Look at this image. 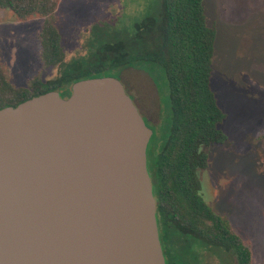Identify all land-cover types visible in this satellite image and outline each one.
Listing matches in <instances>:
<instances>
[{"label": "water", "instance_id": "1", "mask_svg": "<svg viewBox=\"0 0 264 264\" xmlns=\"http://www.w3.org/2000/svg\"><path fill=\"white\" fill-rule=\"evenodd\" d=\"M0 110V264H166L154 134L120 79Z\"/></svg>", "mask_w": 264, "mask_h": 264}, {"label": "trees", "instance_id": "2", "mask_svg": "<svg viewBox=\"0 0 264 264\" xmlns=\"http://www.w3.org/2000/svg\"><path fill=\"white\" fill-rule=\"evenodd\" d=\"M204 2L159 0L157 13L136 23L133 33L95 24L92 49L67 62L64 38L56 25V0H0V8L21 20L44 18L39 34L43 63L46 68L62 67L51 80L36 78L28 87L15 88L0 65V110L50 92L67 99L75 83L115 77V72L119 75L137 65L160 68L169 90L171 127L156 156L150 151L157 141L153 134L147 167L165 262L201 264L200 258L212 250L233 256L237 264H252L251 250L228 219L205 200L199 174L209 166L205 148L228 140L219 129L227 116L213 89L217 32L208 24Z\"/></svg>", "mask_w": 264, "mask_h": 264}, {"label": "rangeland", "instance_id": "3", "mask_svg": "<svg viewBox=\"0 0 264 264\" xmlns=\"http://www.w3.org/2000/svg\"><path fill=\"white\" fill-rule=\"evenodd\" d=\"M56 25L66 61L86 55L95 24L133 33L134 25L155 15L159 0H56ZM208 24L217 32L213 89L226 120L219 125L225 144L205 148L209 166L200 171L204 198L264 264V0H205ZM44 18L19 19L0 8V65L15 88L36 78L57 77L62 67L46 68L39 34ZM147 126L154 131L156 156L171 127L172 110L163 71L137 65L119 75ZM147 120H146V119ZM154 148V149H153ZM206 259V260H205ZM201 264H237L233 256L209 250Z\"/></svg>", "mask_w": 264, "mask_h": 264}, {"label": "flooded vegetation", "instance_id": "4", "mask_svg": "<svg viewBox=\"0 0 264 264\" xmlns=\"http://www.w3.org/2000/svg\"><path fill=\"white\" fill-rule=\"evenodd\" d=\"M146 119V118H145ZM147 120V119H146Z\"/></svg>", "mask_w": 264, "mask_h": 264}]
</instances>
